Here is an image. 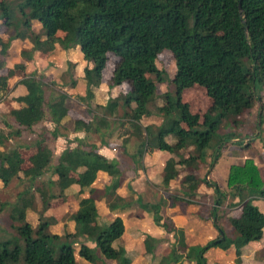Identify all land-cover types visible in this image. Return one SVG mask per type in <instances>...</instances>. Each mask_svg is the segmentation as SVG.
I'll use <instances>...</instances> for the list:
<instances>
[{
	"label": "trees",
	"instance_id": "trees-1",
	"mask_svg": "<svg viewBox=\"0 0 264 264\" xmlns=\"http://www.w3.org/2000/svg\"><path fill=\"white\" fill-rule=\"evenodd\" d=\"M17 10L20 19L15 22L13 9L0 3L3 24L9 28L19 26L14 39H29L33 48L42 52H51L56 45L63 50L79 47L83 60L90 64L83 70L89 100L94 96L93 89L101 85L107 55L111 53L118 58L109 86L127 84L128 91L100 107L104 116L96 117L97 124L76 120L74 129L98 132L106 127L107 117L122 107L129 124L125 133L139 141L138 156L156 151L178 155L182 150L193 149V154L187 157L166 162L161 183L168 188L178 177V168L185 167L190 173L182 181L183 194L189 200L195 198L200 179L193 171L198 162L203 161L216 139L213 161H217L223 141L217 134L220 126L223 122H233L236 126L237 119L254 106L256 86L264 85V0H20ZM32 21L39 23L41 36L32 33ZM58 32L64 36L58 37ZM0 46L1 55L5 56L6 46L3 43ZM164 50L170 51L175 61V74L169 83L174 94H163L161 98L166 106L156 108L164 118L161 125L142 126V118L149 115L156 86L164 81V73L156 67V60ZM16 70H24V65L17 64L0 76L1 91L6 92L7 80ZM148 74H155V80L148 78ZM42 78L33 73L19 81L25 93L14 98L19 106L9 115L19 129L17 135L23 129L30 130L48 121L54 125L50 134L57 139L58 129L68 114L67 95L59 93L55 100L46 103ZM195 85L203 87L212 101L202 123L182 101L183 91ZM1 137L0 134V147ZM33 147L35 152L25 169L18 148L0 155V182L4 186L20 176L33 182L51 167L60 197L72 186L81 195L85 188L92 189L98 175L104 173L114 180L101 200L117 215L105 225L99 224L96 204L87 199L67 218L72 231L59 235L51 230L59 223L56 217L44 216L49 208L48 200L43 201L37 223L31 224L27 213L34 211L35 197L25 192L9 210L17 235L14 239L0 240V264H78L77 257L95 264L98 261L95 250L116 264H131L125 248L118 245L125 232L118 212L131 206L123 203L118 194L122 172L114 160L100 154L94 146L85 148L86 144L79 141L76 147L67 146L52 166L53 152L44 139L36 141ZM226 187L231 198H237V202L228 206L240 208V215L228 220L235 235L228 238L219 226L217 213L227 194L214 184L215 206L211 215L217 236L203 246H188L182 229L161 223L157 204H137L145 211L151 210L158 226L175 233L179 250L186 258L195 256L196 264H208L205 254L223 246H232L240 260L245 246L264 236V213L253 203L255 196L264 197V183L253 160L231 165ZM87 241L94 246L90 247ZM146 250L152 251L149 243ZM180 258L175 248L159 264H177Z\"/></svg>",
	"mask_w": 264,
	"mask_h": 264
},
{
	"label": "rangeland",
	"instance_id": "rangeland-1",
	"mask_svg": "<svg viewBox=\"0 0 264 264\" xmlns=\"http://www.w3.org/2000/svg\"><path fill=\"white\" fill-rule=\"evenodd\" d=\"M19 1L0 0V3L4 2L13 9L15 22L20 19L17 10ZM31 25L32 33L41 36L39 23L32 21ZM18 27V25L7 27L0 17V43L6 46L5 56L1 55L2 47L0 46V63L3 64L0 76H5L7 71L17 64L24 65V70H16L14 75L7 80L6 92L0 90V134L3 143L0 147V155L18 148L25 160L23 165L25 169L29 165V157L35 152L33 144L42 138L53 152L52 166L57 163L58 157L67 146L76 147L79 141L86 144L85 148L94 146L98 151L106 148L111 160H114L122 172L119 178L118 194L122 197L123 203L131 206L129 209L118 212L125 225L123 238L118 245L125 248L131 264H159L161 259L167 257L175 248H177V254L182 257L177 264H196L195 256L186 258L185 253L179 250L175 233L158 226L154 222L151 210L145 211L137 203L157 204L161 223L165 222L174 228L182 229L185 243L188 246H203L217 236V231L212 226L211 215L215 206L213 185L217 184L221 192L227 194V198L218 209V223L228 238L234 237L235 231L228 220L238 217L240 208L228 206L230 203L237 202V198H231L230 191L226 187V177L231 165H242L246 159H251L257 165L264 183V85L256 86L257 100L252 109L237 119L236 126L233 122H223L220 126L217 132L218 137L227 142L221 141L222 148L217 161H213L216 139L206 151L203 161L198 162L197 168L193 171L200 179L197 196L189 200L183 194L184 190L181 186L184 177L190 173L185 167L178 168L179 175L168 188L165 189L161 181L166 162L170 159L178 161L182 157H187L193 154V149L182 150L178 155L156 151L138 156L139 141L125 133L129 129V124L122 107L114 110L107 117L106 127L98 132L85 133L74 129L76 120L91 121L97 124L96 117L104 116L100 107L106 105L111 98L128 91L127 84L114 88L109 86L118 58L111 53L107 55L101 85L93 89L94 96L89 100L86 98L83 70L90 64L83 60L79 47L63 50L56 45L51 52L37 51L29 39L13 38ZM20 30L22 29L19 28ZM57 36L63 37L64 34L58 32ZM156 67L162 74L164 73V81L156 86L155 96L149 105V115L142 118V126L161 125L164 118L157 113L156 108L166 106L161 98L163 94L169 93L172 96L174 94V88L169 84L176 70L172 53L164 50L156 60ZM33 73L43 76L46 103L55 100L59 93L67 95L68 114L58 129L60 137L57 139L52 138L50 133L54 125L48 121L39 123L30 130L23 129L17 135L16 130L19 129L9 115L12 109L19 106L14 98L25 93L24 88L18 84L19 81ZM147 77L155 80V74H148ZM182 101L188 104L191 113L199 116V123H202L203 115L212 103L206 90L198 85L184 90ZM167 141L170 142L171 139L167 138ZM113 180L108 175L100 173L92 189L85 188L81 195H78L77 187L72 186L63 193V197L59 196V190L54 184L55 177L51 167L33 182L22 176L7 186L0 182V240L16 238L17 234L12 227L9 210L19 196L25 192H30L35 197L34 211L27 213L28 220L33 226L37 223L38 214L43 208V201L48 200L49 208L45 209L44 216H54L59 221L57 225L51 227V230L59 235L70 232L72 225L67 224L68 216L80 205H84L87 199L95 202L99 215L98 223L105 225L117 215L111 212L101 200L105 189ZM253 203L264 213V197L255 196ZM146 241L151 246V252L146 250L148 244ZM87 244L90 247L94 246L90 241H87ZM113 247H118L116 242ZM249 248L254 250L250 252L247 250L248 254L244 260L228 254V250L233 254L232 246L213 248L205 254V257L208 264H264V241L252 242ZM95 251L98 255V261L95 264H116L115 261L103 258L98 250ZM77 262L78 264H90L79 257H77Z\"/></svg>",
	"mask_w": 264,
	"mask_h": 264
},
{
	"label": "crops",
	"instance_id": "crops-1",
	"mask_svg": "<svg viewBox=\"0 0 264 264\" xmlns=\"http://www.w3.org/2000/svg\"><path fill=\"white\" fill-rule=\"evenodd\" d=\"M100 154H102L103 156H105L106 158H108V159H110L111 160V157L109 156V151L106 149V148H103V149H101L100 151H98ZM101 174H103V173H101ZM260 241H264V236H263V238L260 240ZM251 244V243H250ZM250 244H248L247 246H245V248H244V250H243V252H242V255H241V260H244V259H246L245 257H246V255L248 254L247 253V250H248V252H250V251H253L254 249H251V248H249V245ZM212 250V249H211ZM228 252V254H230V256H235L234 255V252H233V254H232V252L231 251H227ZM220 253V252H219ZM252 262V261H251ZM252 263H255V262H252Z\"/></svg>",
	"mask_w": 264,
	"mask_h": 264
}]
</instances>
